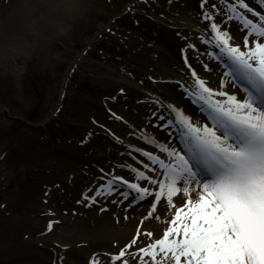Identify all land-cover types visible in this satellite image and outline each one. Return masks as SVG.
<instances>
[{
    "label": "rangeland",
    "instance_id": "obj_1",
    "mask_svg": "<svg viewBox=\"0 0 264 264\" xmlns=\"http://www.w3.org/2000/svg\"><path fill=\"white\" fill-rule=\"evenodd\" d=\"M14 1L0 0V19L9 29L22 3L39 10V3ZM199 3L85 0L65 34H45L25 53L0 59V264H53L62 253L63 264H88L94 253H116L117 244L109 242H86L88 255L81 243L65 246L49 238L50 213L59 216L60 228L100 217L120 226L133 217L134 209L124 211L127 201L111 203L119 196L97 198L90 207L77 201L103 184L104 173L127 175L121 158L138 136L132 126L138 112H152L153 101L173 90L175 80L165 77L175 70L184 75L187 43L206 47L188 25L204 27ZM188 55L202 77L203 63L220 68L206 55L196 62L195 50ZM83 104L93 108L80 110Z\"/></svg>",
    "mask_w": 264,
    "mask_h": 264
},
{
    "label": "snow or ice",
    "instance_id": "obj_2",
    "mask_svg": "<svg viewBox=\"0 0 264 264\" xmlns=\"http://www.w3.org/2000/svg\"><path fill=\"white\" fill-rule=\"evenodd\" d=\"M199 8L204 27L197 40L206 47L189 42L181 49L186 79L176 83L182 94L157 98L148 119L153 127L163 122L159 129H171L179 144L141 133L137 138L151 148L129 145L125 153L143 157L132 156L138 167L121 163L127 175L106 172L99 177L103 184L82 193L77 203L87 201V207L119 196L111 203L127 201L125 213L139 211L136 205L146 212L116 253H94L88 264H264V0H200ZM190 49L196 62L206 55L222 65L216 88L190 62ZM203 71L214 69L203 63ZM150 221L166 224L162 235ZM57 223L49 221L47 231ZM63 260L62 253L53 264Z\"/></svg>",
    "mask_w": 264,
    "mask_h": 264
},
{
    "label": "bare ground",
    "instance_id": "obj_3",
    "mask_svg": "<svg viewBox=\"0 0 264 264\" xmlns=\"http://www.w3.org/2000/svg\"><path fill=\"white\" fill-rule=\"evenodd\" d=\"M10 3L15 2L14 0H8ZM25 4H36L39 3L40 0H23ZM83 3H85V0H82ZM24 4L22 3L20 6H22V10L18 12V16L16 18L15 27L14 29H9L6 25V23L0 19V38L3 37L4 43L0 45V59L3 62H8V54L14 53V54H23L27 50L33 48L34 42L40 36H45V34L53 33L56 35L58 34H65L66 25L68 22L72 21L75 17H64V23L63 26L60 28H57L56 26L46 23L41 18V12L40 10L34 9L33 6H30L26 9ZM39 7V6H38ZM38 20V23L35 22V20ZM74 20V19H73ZM34 24H37V28ZM189 26L195 28L196 30H199L201 27L197 24L190 25ZM10 35V37H9ZM242 35V34H241ZM239 43H242L241 41H238ZM222 68L214 69V72H207L204 78L208 80V82L211 84L213 88H216L218 85L219 79L222 77L220 76V72H222ZM172 77H165L166 79H173V80H181L186 79L184 75H181L175 71L172 72ZM235 91V90H234ZM182 94V90L180 87L176 84L172 91H166L164 94V98L168 97L170 99L174 97H178ZM185 103H189L190 101L185 100ZM87 103V102H86ZM80 110H83L84 108H93V106L90 105H79ZM191 107L196 108V105H191ZM138 117L135 119L132 123V126L137 130L138 136H140L141 133H144L146 135H150L153 138L157 139L158 142H167L168 140H172L174 143L179 144V138L178 135L173 133L171 136L169 135L170 132H172L171 129H159V125L163 122L157 121L156 127H153L151 124L148 123V119L152 116V112L141 110L138 112ZM140 116V117H139ZM137 136V137H138ZM130 139L128 141L129 145L135 146V147H141L145 150H149L151 146L146 145L143 143L142 140H139L138 138ZM130 151V148H128L127 152ZM163 156V154L155 153ZM136 156V158L139 156L138 152H133L131 155H129L127 158H121V162H126L129 164H132L133 166L138 167L136 165V162L132 159V156ZM193 196H195V193H193ZM151 199V198H150ZM182 193L178 194L177 197H174V202L178 205L181 204L183 200ZM144 202H141L143 204ZM165 208H166V201L164 202ZM159 207V206H158ZM136 209H139V211L135 210L133 212V217L130 219V221L127 224H122L120 226L113 225L112 222L106 217L104 218H98V220L89 219V220H82L80 222L79 226H74L70 228H60L59 225L54 224V229L52 232L48 234L49 238H52L56 242L60 243L61 245H69V244H82L83 248H81L82 252L88 253V250L86 249L85 243L88 241H94L97 242H109L112 244H117V246L123 245L125 242H127L131 236L134 235V229L137 227H140V219L141 214H146L144 212L141 205H137ZM150 210V209H149ZM162 217L170 218V215L167 212H161ZM51 220H55L56 218H59V216L56 217L55 215H52ZM60 219V218H59ZM37 222V221H36ZM44 223L43 221H41ZM40 224L39 222H37ZM150 229H152L156 234L162 235L163 229L166 227V224L163 222H157V221H150L145 222ZM90 253H88L89 255Z\"/></svg>",
    "mask_w": 264,
    "mask_h": 264
},
{
    "label": "clouds",
    "instance_id": "obj_4",
    "mask_svg": "<svg viewBox=\"0 0 264 264\" xmlns=\"http://www.w3.org/2000/svg\"><path fill=\"white\" fill-rule=\"evenodd\" d=\"M82 9V0H40L39 5L41 18L57 28L63 26L64 17L78 16Z\"/></svg>",
    "mask_w": 264,
    "mask_h": 264
}]
</instances>
